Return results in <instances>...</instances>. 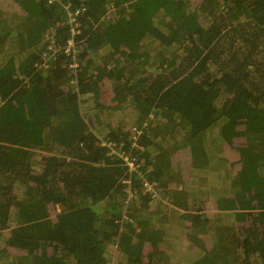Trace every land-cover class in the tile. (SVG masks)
<instances>
[{
    "label": "trees",
    "instance_id": "obj_1",
    "mask_svg": "<svg viewBox=\"0 0 264 264\" xmlns=\"http://www.w3.org/2000/svg\"><path fill=\"white\" fill-rule=\"evenodd\" d=\"M134 126L158 198L99 144ZM112 259L264 264V0H0V264Z\"/></svg>",
    "mask_w": 264,
    "mask_h": 264
},
{
    "label": "built area",
    "instance_id": "obj_2",
    "mask_svg": "<svg viewBox=\"0 0 264 264\" xmlns=\"http://www.w3.org/2000/svg\"><path fill=\"white\" fill-rule=\"evenodd\" d=\"M52 0H48L51 2ZM67 15V21L69 27V38L67 40V45L63 50V53L69 60L68 71L71 76L76 80V73L78 70V63L76 59V49L74 37L79 34V24L76 21V16L79 15L81 8H75L70 11V4L63 6ZM56 50L52 45L47 46L46 51L41 55V65L45 66L46 62L49 59L55 57ZM141 128L134 126L130 129L131 134V148L134 147L139 151L138 157L132 154L131 149H125L122 144H115L103 139L99 140L100 146H103L107 150V155L119 159L122 164L127 168L128 174L135 175L141 182V190L143 194L148 195L150 198L159 197V187L155 180L150 176L152 172V167L148 164L142 157L144 151L139 146L137 142L138 137L140 136ZM122 183L125 185V195L126 201L134 199L136 197L137 191L132 188L129 178L123 180Z\"/></svg>",
    "mask_w": 264,
    "mask_h": 264
},
{
    "label": "rangeland",
    "instance_id": "obj_3",
    "mask_svg": "<svg viewBox=\"0 0 264 264\" xmlns=\"http://www.w3.org/2000/svg\"><path fill=\"white\" fill-rule=\"evenodd\" d=\"M81 42V41H80ZM103 85L106 87V88H108V82H107V80L105 81V82H103ZM107 93H109V92H105V97H106V95H107ZM114 97H113V95L111 94L110 95V97H109V99H113ZM110 103V102H109ZM108 103V104H109ZM17 108H16V111H18V112H20L19 110H21L22 112H23V114H24V116H25V119L24 120H26V119H29L30 118V116H31V114L29 113V110L30 109H32V113H34L35 111H36V108H35V106H31L30 108H28V107H26V106H24V105H22V104H18L17 106H16ZM9 112V109L6 107V111L4 110V113H8ZM211 206H213L212 208H208V212L209 211H211V212H213V210H215V208H216V205H215V203H212L211 204ZM245 206V205H244ZM237 207V205H235V207L234 208H236ZM248 208H250L249 206H245L243 209H248ZM216 211V210H215ZM115 245H116V240H113L112 241V250L114 251L115 250ZM110 264H114V260L112 259V261L110 262Z\"/></svg>",
    "mask_w": 264,
    "mask_h": 264
},
{
    "label": "clouds",
    "instance_id": "obj_4",
    "mask_svg": "<svg viewBox=\"0 0 264 264\" xmlns=\"http://www.w3.org/2000/svg\"><path fill=\"white\" fill-rule=\"evenodd\" d=\"M78 35V34H77ZM76 35V36H77ZM75 36V37H76ZM75 37H74V42H76V40H75ZM68 38H69V36H68ZM68 38L66 39V45H67V40H68ZM47 39H48V43L51 41L50 39H52L50 36H47ZM66 45L64 46V48L66 47ZM75 45V49H76V59H77V53H78V50H79V45L80 44H77V42L74 44ZM53 48L56 50V53H55V57L52 59H49L47 62H46V64L48 63V62H55V60H57V59H59V53H61V54H63L64 55V57L63 58H65V63H66V68H67V70H68V64H69V60H68V58L65 56V54L63 53V50H64V48L62 49V51H58L57 50V48H55L54 46H53ZM46 51V50H45ZM43 53V52H42ZM41 59V58H40ZM42 62V61H41ZM41 62H40V65H39V67H43L42 65H41ZM77 63H78V59H77ZM45 64V65H46ZM78 67H79V63H78ZM69 72V71H68ZM144 154V153H143ZM152 173V172H151ZM150 176H151V174H150ZM152 177V176H151ZM153 179V178H152ZM154 180V179H153ZM159 196H160V188H159Z\"/></svg>",
    "mask_w": 264,
    "mask_h": 264
}]
</instances>
